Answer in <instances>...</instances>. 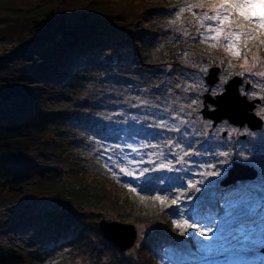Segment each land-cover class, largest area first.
Masks as SVG:
<instances>
[{
    "label": "trees",
    "instance_id": "trees-1",
    "mask_svg": "<svg viewBox=\"0 0 264 264\" xmlns=\"http://www.w3.org/2000/svg\"><path fill=\"white\" fill-rule=\"evenodd\" d=\"M3 1L16 5L7 7L0 14V204L5 201L6 195L11 199L38 193L56 195L59 208L64 206V210L58 209L50 217L52 221L55 217L65 221L57 228L63 230L60 231L62 233L56 232V239H59L51 241L50 247L55 245L64 251L53 264L74 261L82 247L88 260L82 264H134L130 255L124 256L103 240L96 224L69 225L74 219L79 221L83 215L90 213L94 218L105 214L130 224L139 221L132 214L129 193H125L124 184L110 176L103 166L99 144L106 142L120 147L132 142V139H142L145 151L160 148L166 152V144L171 143L168 152L173 146L181 145L182 152L178 157L183 159L195 153L192 151L198 149L205 138L176 136L173 132L166 134L163 129L154 127L136 129L116 122L94 120L80 111L71 112L68 107H53L46 102L60 96L65 88L71 89L83 83L92 70L101 73L94 79L96 82L104 80L108 72H117L122 68L129 70L135 65L133 70L136 71L140 58L147 57L148 37L154 31L151 30L154 20L170 9L173 0ZM194 3L197 5L194 10L209 4L207 0ZM185 14L192 17V12ZM189 33L197 40L198 32L194 24L189 26ZM251 42L241 44L242 49L232 62L235 69L243 66L248 75L246 80L258 85L259 79L255 78V74L264 68L259 63L264 61V55H260L253 66L251 49H258L260 45ZM191 46L197 47L196 42ZM7 49L10 53L6 55ZM212 52L220 56L219 59L226 58L221 50ZM11 61L20 62L21 72L13 64L16 62ZM215 138L220 141L217 145L220 150L234 149L221 137ZM93 146L99 149H93ZM239 149L248 151V155L257 158L255 161L261 160L264 142L262 140L255 146L249 141L240 142ZM42 154L64 162L47 174L46 169L39 168L34 161L44 162ZM171 161L174 164L179 160L173 158ZM149 172L151 169L148 168ZM162 176L160 170L154 171L149 175L150 181L134 180L133 188L157 191L159 187L167 189L173 185L168 183L172 181ZM258 177L262 175L259 173ZM178 182L175 183L179 185ZM190 197L195 201L201 197L203 200L197 202L199 204L212 200V197L205 200L194 192L190 193ZM181 204L186 210L188 201ZM185 210L177 216L149 212L151 214L141 218L140 221L149 226L150 231L138 238L135 244V264H160L162 260L169 264L170 261L179 260L178 263H182L189 260L188 257L197 249L189 248L182 241L184 237H192L187 227L183 228V235L181 228L170 229L172 219L183 217L176 220L196 221L197 213L186 214ZM159 223L163 226L160 227ZM87 241L101 242L102 249L84 246ZM161 246L168 248L170 253L163 254ZM33 255L32 252L0 245V264H35Z\"/></svg>",
    "mask_w": 264,
    "mask_h": 264
},
{
    "label": "rangeland",
    "instance_id": "rangeland-1",
    "mask_svg": "<svg viewBox=\"0 0 264 264\" xmlns=\"http://www.w3.org/2000/svg\"><path fill=\"white\" fill-rule=\"evenodd\" d=\"M196 1L173 0L170 10L157 17L158 20H154L155 23L151 29L154 31L148 37L150 46L145 53L147 57L140 58V66L136 71L133 70L135 65L132 68L129 67V70L122 68L117 72H108L104 76V80L96 82L94 79H97L101 73L92 70L87 74L88 77L83 83L71 89L65 88L60 96L48 100L46 104L53 107L65 106L71 112L73 110L80 111L84 116L94 120L116 122L122 126H130L136 129L154 127L163 129L166 134L176 130L191 138H202L209 134L211 120L202 118L199 113L202 95L208 87L203 80L207 69L222 65L221 72L217 74L216 82L210 86L208 91L212 97L221 92L222 85L231 76L245 74L248 77V75L243 66L234 68L232 60L237 55L231 53L236 49L227 48V41L223 39V35L219 41L208 39L202 42L201 34L204 33V29L210 22H203L202 27L199 16L205 11L210 12V6L220 3L222 0H207L209 4L201 6L199 10L186 7L187 5H195L194 2ZM14 5L16 3L10 4L9 1L0 0V14H3L7 7H14ZM181 7L185 8L183 12L179 11ZM242 11L253 16L264 15V9L259 7L251 12L248 9ZM188 12H192V17H189L194 18L195 23L185 14ZM235 15L236 13L233 12V16ZM190 22L194 23L196 31H199L197 40H194L189 33ZM262 39L264 37L260 36L259 33L255 39L240 38L242 45L246 41L256 42L260 45L258 49H251L253 60L254 57L259 59L260 55H264V44L260 43ZM195 42L197 47L191 46ZM241 47L238 51L242 49ZM215 50H221V53L226 57L224 58L225 61L219 59L220 56L212 52ZM167 52L171 54H167ZM5 53L6 55L9 54L10 50L7 49ZM219 61L224 63L219 65ZM11 62H16L13 64L19 67L18 71L21 72L20 62ZM261 71H264V68L256 73ZM255 78L260 79L261 84H263L264 77L255 74ZM243 84L244 80L241 79L237 85L239 94L242 92ZM259 85L260 82L249 91L250 93L246 98L255 100L259 96L262 97L263 105L255 103L252 109V112L262 122L260 128L249 130L245 125L238 127L231 125L225 119H221L216 122L211 135L216 134L224 139L227 144H231L239 136H243L244 143L247 141L259 143L261 139L264 141V91L259 89ZM211 107L208 105V109ZM160 125H164V127ZM222 132L223 135H221ZM97 146H93V149L98 150ZM99 146L102 150L99 156L103 160V166L110 176L124 184L125 193H129L132 208L130 210L134 218L139 220L131 222L136 229V237L132 246L124 251H118L124 256L130 255L129 257L134 264L135 244L138 238L150 231V227L140 221L141 218L151 214L149 212L155 215L159 212H166L167 216H169L168 214L182 215L185 209L181 203L184 204L187 201L185 213H197L194 222H198L200 227H210L212 231L209 235L212 236V239L209 241L206 237L200 236L198 232H194V229L187 227V231L192 237H184L182 241L189 248L198 249V252L196 255H190L188 257L190 262L185 264H264V253L262 252L264 247V209L262 210V218L244 219L247 213L255 212L258 203L255 196L260 190L264 194V187L261 188L260 185L248 186L242 182L241 185L234 186L235 188H228L218 194L215 193L214 200L203 204L197 203L203 200L201 197L197 201L190 197L188 188L189 183H193L199 189V191L194 189L197 196L206 191L205 198H210L212 194L209 190L214 187L218 179L226 176L232 159L245 163L255 170L256 157H251L243 150L232 155L234 151L219 149L213 150L211 155L207 157L208 151L196 149L194 150L195 156L190 155L182 159V157H178L182 151L181 145L173 146L170 152H164L160 148L145 151L142 139H132V142L129 141L120 149H117L118 145L115 146L106 142L100 143ZM223 153H227V155H222ZM176 154L177 156H175ZM41 156L44 162L39 163L37 159L34 161L38 163L39 168L46 169L47 174L60 167V162H64L51 155L42 154ZM173 158L179 160V163L172 164ZM190 162L191 165H186ZM121 168L131 170L133 175H125L120 171ZM148 168L151 169L149 173ZM159 170L161 175L163 174L161 178L165 179L166 177L167 181H169L167 179L168 174L172 172V178L175 182L178 180L179 185L168 182L173 185L167 189L158 186L157 191H154L156 189L138 190L137 188H135V192L129 190L133 188L135 181H150V173L159 172ZM206 172H219V175H204ZM155 184L160 185L157 181ZM158 191L161 192L158 193ZM55 196V194L50 193H38L11 199L6 195L5 201L0 204V222L5 224L2 226L0 223V245L32 252L34 254L32 259L35 264L55 263L56 258H60L59 254L64 250L55 247V245L50 247V244L53 243L51 241L59 239H56V232L62 233L60 231L63 230L57 228L65 221L64 218L57 217L52 221L50 217L60 209ZM156 196L166 198L164 203L155 200L154 197ZM177 196H179V201L173 204L172 200ZM154 202L156 203L154 204ZM125 207L128 209L127 206ZM126 208L124 211L127 210ZM191 216L194 217L192 214ZM82 217L79 221L76 219L71 221L70 227L96 224L101 217L109 221H119L112 218L111 215L105 214H98V217L94 218L90 213V215L87 214ZM176 219H172L170 229L177 228L172 223ZM188 223L192 224L193 222L188 221ZM158 225L163 226L162 223ZM84 244V246L102 249L99 241H87ZM161 247L163 254L170 253L168 248ZM82 248L78 250L79 253L74 261H64L58 264L88 262L86 251H82ZM178 261H170L169 264H181ZM160 264L168 263L162 260Z\"/></svg>",
    "mask_w": 264,
    "mask_h": 264
},
{
    "label": "water",
    "instance_id": "water-1",
    "mask_svg": "<svg viewBox=\"0 0 264 264\" xmlns=\"http://www.w3.org/2000/svg\"><path fill=\"white\" fill-rule=\"evenodd\" d=\"M217 72V66L209 67L203 77L208 87L201 99V109L199 110L201 117L210 119L212 126L221 119H225L228 123L238 127L245 125L249 130L260 128L262 122L252 112L255 103H258L259 100H249L244 95L239 94L237 87L241 82L239 75H233L228 78L222 85L221 92L213 95V97L208 93L210 86L217 80ZM247 85L248 83L244 84V90ZM208 105L212 107L208 109ZM255 175L256 172L252 167L232 161L226 176L220 180V185L226 186L236 181L252 180ZM192 191L193 189H190V192ZM63 208V206L60 207L61 210ZM96 227L102 238L115 246L118 251L130 248L136 237L135 227L130 223L116 220L109 221L101 217L97 221Z\"/></svg>",
    "mask_w": 264,
    "mask_h": 264
},
{
    "label": "snow or ice",
    "instance_id": "snow-or-ice-1",
    "mask_svg": "<svg viewBox=\"0 0 264 264\" xmlns=\"http://www.w3.org/2000/svg\"><path fill=\"white\" fill-rule=\"evenodd\" d=\"M197 5H187L188 9L196 7ZM259 7L264 9V0H222V2L213 4L210 6V12L205 11L199 16V20L202 22L201 26L203 27V22L208 23L207 27L202 33V42L211 39L213 41H219L223 35V39L227 41L228 49H236V51L231 54L239 55L238 49L240 48V38L244 37L246 39H255L257 34L264 37V15H251L245 14L242 10L248 9L249 12ZM185 10L184 7L179 9L180 12ZM233 12L236 13L233 16ZM211 13V14H210ZM261 44H264V39L260 40ZM258 62V58L254 57V64ZM245 63H247V53H245ZM262 66H264V61H259ZM264 77V71L256 73ZM164 127V125H160ZM188 153H185L187 155ZM222 155H227L223 153ZM120 171L125 175H133L131 170H126L121 168ZM204 175H219V172H206ZM188 188L195 189L196 185L189 183ZM132 192H135V188L129 189ZM155 200L164 203L166 198L156 196ZM179 201V196L172 200L173 204H176ZM173 225L177 228H181V235H183V228L190 227L194 229V232H198L200 236L206 237L209 241L212 239V236L209 233L212 231L210 227H200L198 222H193L189 224L187 220L183 222L173 220Z\"/></svg>",
    "mask_w": 264,
    "mask_h": 264
},
{
    "label": "flooded vegetation",
    "instance_id": "flooded-vegetation-1",
    "mask_svg": "<svg viewBox=\"0 0 264 264\" xmlns=\"http://www.w3.org/2000/svg\"><path fill=\"white\" fill-rule=\"evenodd\" d=\"M242 89H243V86H242ZM251 89V88H250ZM249 88L246 90V91H243V93H244V95L245 96H247L248 97V95H249V91H251ZM264 91V90H263ZM261 105H263V101H262V104ZM212 131H214V127L212 128ZM209 145H210V143H209Z\"/></svg>",
    "mask_w": 264,
    "mask_h": 264
}]
</instances>
